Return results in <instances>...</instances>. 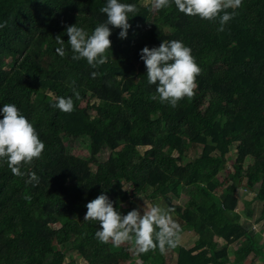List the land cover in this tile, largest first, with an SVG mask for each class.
I'll return each mask as SVG.
<instances>
[{
  "label": "trees",
  "instance_id": "16d2710c",
  "mask_svg": "<svg viewBox=\"0 0 264 264\" xmlns=\"http://www.w3.org/2000/svg\"><path fill=\"white\" fill-rule=\"evenodd\" d=\"M142 1L125 0L138 9L127 38L109 25L108 60L93 69L71 59L66 28L103 22L104 0H0V105L15 103L45 144L22 166L38 182L0 163V264H74L72 254L86 264H127L130 245L99 242V225L84 221L85 205L102 192L122 215L137 197L173 209L182 233H193L188 248V234L181 238L176 264H264L259 234L240 222L264 219V0H243L223 32L215 20ZM172 39L189 46L201 68L193 96L176 107L150 99L155 85L139 57L145 46ZM73 89L79 98L72 112L52 107L55 96ZM64 140L79 142L88 156L74 155ZM104 150L107 160L98 161ZM191 150L198 154L190 158ZM226 163L232 171L220 180ZM241 181L254 193L237 213ZM166 252L151 250L138 261L166 264Z\"/></svg>",
  "mask_w": 264,
  "mask_h": 264
},
{
  "label": "clouds",
  "instance_id": "9594fccd",
  "mask_svg": "<svg viewBox=\"0 0 264 264\" xmlns=\"http://www.w3.org/2000/svg\"><path fill=\"white\" fill-rule=\"evenodd\" d=\"M243 0H154L157 10L175 6L185 16L198 17L202 20L217 21L218 32L225 30V25L236 15ZM229 9H233L229 11ZM104 14L103 22L88 30L76 23L66 28L67 45L71 50V59H84L93 69L108 60L107 52L111 50V28L120 29L118 37L127 38L131 25L129 18L138 11L133 3L125 0H104L99 10ZM5 23H0V28ZM59 47L55 49L61 57L66 55L65 42L60 36L55 38ZM146 69L147 82L155 85L150 94L153 101L159 100L171 107L184 98H190L197 88L196 78L201 73L200 66L192 55V49L182 40H163L158 47L145 46L139 52ZM96 72L90 73L92 77ZM73 96L79 98V92L73 89L72 96H55L52 107L64 113L74 108ZM45 149L33 123L15 103L0 105V163H5L14 176H29V181L38 182L35 172L25 173L22 166L38 159ZM84 221H94L99 225L94 233L101 243L113 246L130 245L129 251L135 255L159 250L161 253L175 249L181 242L183 229L173 217V209L163 208L159 204L141 210L133 208L127 214L114 208L113 202L105 193L90 200L86 205Z\"/></svg>",
  "mask_w": 264,
  "mask_h": 264
},
{
  "label": "rangeland",
  "instance_id": "374dc122",
  "mask_svg": "<svg viewBox=\"0 0 264 264\" xmlns=\"http://www.w3.org/2000/svg\"><path fill=\"white\" fill-rule=\"evenodd\" d=\"M142 3L144 5L146 4H151L154 6V0H143ZM64 145L67 146H71V152L74 154V155H78L80 157H84V156H88V153H87V150L85 147L81 146V144H79V142H68L67 140H64ZM148 147H139V150L140 152H144ZM235 148L233 146H231L229 148V153L227 154V157H231L232 159H234L235 157ZM198 153H200V149L198 148L196 150ZM198 153H194L193 150L189 151V156L190 158H192L195 154L197 155ZM109 156V151L108 150H104L102 151L100 154H98V161H106L107 158ZM174 156H176V154L174 153ZM251 158L248 159L244 166L246 167L247 165H249L251 162ZM227 171H232V166H231V163H226L225 164V169L218 173V178L221 180L223 179L226 174H227ZM123 188H125L126 191L130 192V189L129 187L127 186H123ZM254 189H256V186L254 187ZM220 193V190H218L216 192V194L219 195ZM253 193L254 192H249L246 188H245V182L244 181H241L238 186H237V189L235 190V196L237 198V207L235 209V211L237 213H243V209H244V204L243 202L246 201V200H249L252 196H253ZM181 199V200H180ZM185 201V198L181 195V198H179L178 200H176V203L182 205ZM149 199H145L144 197H137L136 199L133 200L132 204H131V208H137L139 207L141 210L145 207V209H147L148 207H150L149 205ZM162 204V203H160ZM159 204V205H160ZM161 207L165 208V205H160ZM254 209L257 207L255 204L253 205ZM255 211L257 212V209H255ZM258 215V213H257ZM173 217H175V215L173 214ZM245 221V222H244ZM241 223H243V225L245 227H247L249 230L251 231H254L256 234H259V242H260V245L263 246V249H264V219H260V216H255L254 219H252V221L250 219H245L243 217H241V220H240ZM57 226V225H55ZM185 233H182V238L183 236H185L186 234H188V236L185 237L184 239V242L182 241V244L184 245L185 248H188L189 246H191V241L193 240V237H191V235L193 234L192 233V230L190 228H186L185 229ZM189 236L191 237V239L189 238ZM219 246L223 245L222 243H218ZM228 249H230L228 252V257L230 259L233 258V251L235 249V247L233 246H229ZM129 255H130V260L127 262V264H141L139 261H138V256L135 255L132 251H129ZM251 257V256H250ZM176 258H177V247L175 249H170L166 252V255H165V262L166 264H176ZM71 259L74 261V264H86L82 259L78 258L75 254H72V257ZM69 261V258H67L65 260V263ZM231 261V260H230Z\"/></svg>",
  "mask_w": 264,
  "mask_h": 264
},
{
  "label": "bare ground",
  "instance_id": "6f19581e",
  "mask_svg": "<svg viewBox=\"0 0 264 264\" xmlns=\"http://www.w3.org/2000/svg\"><path fill=\"white\" fill-rule=\"evenodd\" d=\"M141 263V262H140ZM142 264V263H141Z\"/></svg>",
  "mask_w": 264,
  "mask_h": 264
},
{
  "label": "crops",
  "instance_id": "0c3cea01",
  "mask_svg": "<svg viewBox=\"0 0 264 264\" xmlns=\"http://www.w3.org/2000/svg\"><path fill=\"white\" fill-rule=\"evenodd\" d=\"M255 216H256V214H255Z\"/></svg>",
  "mask_w": 264,
  "mask_h": 264
}]
</instances>
